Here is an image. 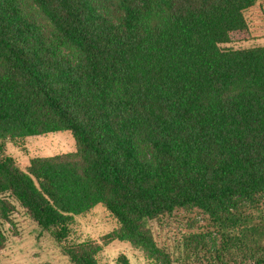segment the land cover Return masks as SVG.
<instances>
[{"label":"trees","instance_id":"1","mask_svg":"<svg viewBox=\"0 0 264 264\" xmlns=\"http://www.w3.org/2000/svg\"><path fill=\"white\" fill-rule=\"evenodd\" d=\"M29 2L38 20L0 0L1 218L15 201L72 264H97L100 245L70 236L101 205L117 226L107 239L172 264L150 221L195 209L225 228L264 197V46L222 47L256 0ZM63 131L74 153L24 169L4 154Z\"/></svg>","mask_w":264,"mask_h":264},{"label":"rangeland","instance_id":"2","mask_svg":"<svg viewBox=\"0 0 264 264\" xmlns=\"http://www.w3.org/2000/svg\"><path fill=\"white\" fill-rule=\"evenodd\" d=\"M21 1L25 11L38 20L37 11L29 0ZM244 18L247 28L233 33L230 43L223 48L264 46V0H256L244 11ZM39 23L45 27V23ZM63 52L70 54L67 49ZM75 149L71 133L63 131L6 141L4 154L24 169L30 158L74 153ZM11 203L13 211L8 219L0 217V264H72L52 237L42 231L17 202ZM234 212L237 222L225 228H214L208 216L195 209L162 216L150 221L149 227L155 244L169 255L172 264H257L250 257L243 260V255L252 252L258 258L263 254L264 197L255 202H242ZM116 227L105 209L97 205L86 214L74 217L70 239L98 243L101 249L97 264H121L120 256L125 257L128 264H147L142 253L129 243L105 237ZM222 246L229 252L216 260L215 251Z\"/></svg>","mask_w":264,"mask_h":264}]
</instances>
